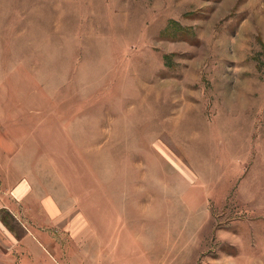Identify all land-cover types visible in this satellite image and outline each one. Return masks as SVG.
Listing matches in <instances>:
<instances>
[{
	"label": "rangeland",
	"instance_id": "374dc122",
	"mask_svg": "<svg viewBox=\"0 0 264 264\" xmlns=\"http://www.w3.org/2000/svg\"><path fill=\"white\" fill-rule=\"evenodd\" d=\"M0 85L90 262L264 264V0H0Z\"/></svg>",
	"mask_w": 264,
	"mask_h": 264
},
{
	"label": "crops",
	"instance_id": "0c3cea01",
	"mask_svg": "<svg viewBox=\"0 0 264 264\" xmlns=\"http://www.w3.org/2000/svg\"><path fill=\"white\" fill-rule=\"evenodd\" d=\"M1 85L0 96L5 95ZM4 100L0 98V264H120L117 256L112 260L115 253L106 240L118 245L121 233L96 235L103 248L96 250L91 262L90 255L80 250V237L90 235L94 214H88V233L81 232L80 200L67 202L59 196L61 191L49 189L47 169H42L41 160L47 159L41 130L45 125L17 118ZM49 222L71 224L70 249L60 246L59 237L54 239L44 228ZM97 239L92 241L95 246Z\"/></svg>",
	"mask_w": 264,
	"mask_h": 264
}]
</instances>
